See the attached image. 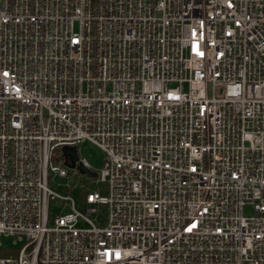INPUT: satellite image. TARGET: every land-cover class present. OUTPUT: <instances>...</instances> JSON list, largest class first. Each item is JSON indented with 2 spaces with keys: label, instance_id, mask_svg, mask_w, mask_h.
Masks as SVG:
<instances>
[{
  "label": "built area",
  "instance_id": "1",
  "mask_svg": "<svg viewBox=\"0 0 264 264\" xmlns=\"http://www.w3.org/2000/svg\"><path fill=\"white\" fill-rule=\"evenodd\" d=\"M85 141L83 213L49 178ZM0 237V264H264V0H0Z\"/></svg>",
  "mask_w": 264,
  "mask_h": 264
},
{
  "label": "rangeland",
  "instance_id": "2",
  "mask_svg": "<svg viewBox=\"0 0 264 264\" xmlns=\"http://www.w3.org/2000/svg\"><path fill=\"white\" fill-rule=\"evenodd\" d=\"M78 157L79 159H87L95 172L102 169L105 161L103 152L90 141L82 142V144L78 146ZM77 166L68 170L67 177L61 178L57 175H51L49 178V187L63 197L73 198L76 201L77 209L86 213L90 206L82 204L79 194L83 187H87L90 184L93 185L94 179H90L86 175H83L77 169ZM65 209H68V205H65L64 201L60 202L59 205H54V203L50 204L51 212ZM250 212L251 210H246V215ZM0 241L7 247H10L12 244V239L0 237Z\"/></svg>",
  "mask_w": 264,
  "mask_h": 264
},
{
  "label": "water",
  "instance_id": "3",
  "mask_svg": "<svg viewBox=\"0 0 264 264\" xmlns=\"http://www.w3.org/2000/svg\"><path fill=\"white\" fill-rule=\"evenodd\" d=\"M63 154L66 158H68L70 160V162H66V165H68L71 168H75V164H76L77 159H78L76 147H64L63 148ZM77 169L83 175H86L90 178H96L97 177V173H95V172L93 173V172L89 171L88 169H86L82 166H78Z\"/></svg>",
  "mask_w": 264,
  "mask_h": 264
},
{
  "label": "trees",
  "instance_id": "4",
  "mask_svg": "<svg viewBox=\"0 0 264 264\" xmlns=\"http://www.w3.org/2000/svg\"><path fill=\"white\" fill-rule=\"evenodd\" d=\"M88 185V184H87ZM89 187V186H87ZM88 192V189L86 188H82V190L80 191V201L82 202L84 200L85 194ZM0 256H6V254H0Z\"/></svg>",
  "mask_w": 264,
  "mask_h": 264
},
{
  "label": "bare ground",
  "instance_id": "5",
  "mask_svg": "<svg viewBox=\"0 0 264 264\" xmlns=\"http://www.w3.org/2000/svg\"><path fill=\"white\" fill-rule=\"evenodd\" d=\"M88 177V176H87Z\"/></svg>",
  "mask_w": 264,
  "mask_h": 264
}]
</instances>
